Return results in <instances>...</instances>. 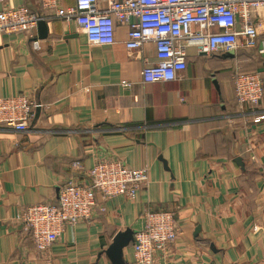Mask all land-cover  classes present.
Wrapping results in <instances>:
<instances>
[{
    "label": "crops",
    "instance_id": "crops-1",
    "mask_svg": "<svg viewBox=\"0 0 264 264\" xmlns=\"http://www.w3.org/2000/svg\"><path fill=\"white\" fill-rule=\"evenodd\" d=\"M11 5L45 24L0 33V97L24 93L38 104L28 131L0 125V264H134L131 242L114 256L109 249L118 233L143 227L147 210L173 211L181 229L155 264H264V118L254 121L264 96L255 110L241 108L234 85L236 71L264 76V35L232 54L190 48L178 79L146 83L155 46L128 49V26L116 23L112 45L91 44L40 0H4L0 9ZM110 158L147 167L148 187L135 199L97 195L90 220L37 250L21 231L25 207L55 202L63 183L85 178L73 160L88 169Z\"/></svg>",
    "mask_w": 264,
    "mask_h": 264
},
{
    "label": "built area",
    "instance_id": "built-area-1",
    "mask_svg": "<svg viewBox=\"0 0 264 264\" xmlns=\"http://www.w3.org/2000/svg\"><path fill=\"white\" fill-rule=\"evenodd\" d=\"M4 0H0V3ZM40 0L54 17L75 21L88 42L112 45L116 41V23L128 26L125 46L142 50L154 43L155 61H146L142 79L146 83L178 79L187 67L190 48L199 53L236 51L255 48L264 35V0H113L101 7L98 0ZM43 16L25 5L0 9V33L31 31ZM235 95L241 108L255 110L264 96V77L258 71H236ZM129 86L130 83L122 81ZM26 94L0 97V123L19 132L28 131L34 107ZM263 114L255 117L260 122ZM251 158L254 147L248 145ZM71 169L86 173L82 180H67L55 202H40L25 207L20 214L21 231L31 237L40 252L47 251L68 225L90 220L97 195L104 201L117 195L135 199L150 181L147 167L134 168L116 158L101 159L86 169L75 159ZM143 227L134 233V264H155L157 251L166 255L181 233L171 210H147Z\"/></svg>",
    "mask_w": 264,
    "mask_h": 264
},
{
    "label": "water",
    "instance_id": "water-1",
    "mask_svg": "<svg viewBox=\"0 0 264 264\" xmlns=\"http://www.w3.org/2000/svg\"><path fill=\"white\" fill-rule=\"evenodd\" d=\"M40 25H44L45 22L40 20L39 21ZM229 54H232L233 51H229ZM134 241V232L131 231H124V232H120L116 235V237H114L112 244L110 245V252L112 253V256H114V252L113 251H117L118 249H120L123 245L128 244L129 242L133 243ZM109 252V253H110ZM116 264H121L116 262Z\"/></svg>",
    "mask_w": 264,
    "mask_h": 264
},
{
    "label": "rangeland",
    "instance_id": "rangeland-1",
    "mask_svg": "<svg viewBox=\"0 0 264 264\" xmlns=\"http://www.w3.org/2000/svg\"><path fill=\"white\" fill-rule=\"evenodd\" d=\"M0 125H7V124H5V123H0ZM8 126V125H7ZM10 127V126H9ZM21 222V221H20ZM179 226V225H178ZM135 233V232H134Z\"/></svg>",
    "mask_w": 264,
    "mask_h": 264
},
{
    "label": "trees",
    "instance_id": "trees-1",
    "mask_svg": "<svg viewBox=\"0 0 264 264\" xmlns=\"http://www.w3.org/2000/svg\"><path fill=\"white\" fill-rule=\"evenodd\" d=\"M187 65H188V60H187ZM248 72V71H247ZM264 77V76H263Z\"/></svg>",
    "mask_w": 264,
    "mask_h": 264
}]
</instances>
